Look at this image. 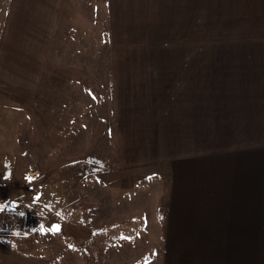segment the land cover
<instances>
[{"label": "crops", "instance_id": "0c3cea01", "mask_svg": "<svg viewBox=\"0 0 264 264\" xmlns=\"http://www.w3.org/2000/svg\"><path fill=\"white\" fill-rule=\"evenodd\" d=\"M74 1L7 0L0 28L1 91L26 81L13 78L29 68V53L42 54L44 84L52 78L47 71H59L51 58L63 50L65 36L76 32ZM114 1L92 0V12L88 6L89 14L81 13L88 35L97 36L99 24L101 38L103 30L108 38L114 71V85L105 88L111 162L122 169L154 168L156 177L162 176L156 167L170 169L175 185L170 188L163 178L166 188L148 194L159 199L164 245L185 247L172 251L171 264H264V63L213 62L219 71L213 77L224 83L208 84L210 63L187 58L193 54L195 0H127L116 10ZM99 2L105 18L98 15ZM206 3L224 20H263L255 15L264 13L256 8L264 0H206L197 8L202 12ZM133 13L141 14L140 30ZM155 13L171 25L154 23ZM16 90L17 104L26 106L29 94L26 100L23 89ZM180 253L185 256L177 258Z\"/></svg>", "mask_w": 264, "mask_h": 264}, {"label": "rangeland", "instance_id": "374dc122", "mask_svg": "<svg viewBox=\"0 0 264 264\" xmlns=\"http://www.w3.org/2000/svg\"><path fill=\"white\" fill-rule=\"evenodd\" d=\"M205 1L195 0L193 54L187 58L210 63L207 83H224L213 77L219 72L213 62L264 63V50L257 53L253 47L264 45V37H257L264 34V13L255 15L261 21L246 20L248 15L224 20L221 11L210 13L207 3L202 12L197 8ZM74 2L76 20L71 22L76 32L65 36L63 50L51 58L59 71H47L52 78L44 84L38 61L42 54L29 53V68L13 78L18 82L25 76L26 81L7 86L9 92L0 90L5 100L0 102V203L6 204L0 209V264H171L172 251L185 247L164 245L160 238H165L167 227L160 222L159 199L148 194L166 188L163 178L174 186L171 171L156 167L162 173L156 177L154 168L122 169L111 162L114 141L105 88L114 85V71L109 67L108 38L104 30L101 38L99 24L97 36L88 35L87 24L81 22L82 12H92V0ZM126 2L115 0L113 6L116 10ZM6 5L7 0H0V28L7 20L3 22ZM98 6L99 17L105 18V5ZM256 8L264 11V6ZM133 15L140 30L141 14ZM165 20L155 13L154 23L169 27ZM219 66L220 73L227 72L225 64ZM16 89H23L20 94L26 100L29 94L26 106L17 104ZM36 193L41 194L38 201ZM146 198L156 203L149 205ZM57 223L59 231H40L41 225L51 229Z\"/></svg>", "mask_w": 264, "mask_h": 264}, {"label": "snow or ice", "instance_id": "6c2138e0", "mask_svg": "<svg viewBox=\"0 0 264 264\" xmlns=\"http://www.w3.org/2000/svg\"><path fill=\"white\" fill-rule=\"evenodd\" d=\"M9 177H10V174H9V175H6V176H5V179H7V178H9ZM27 179H28L29 181H31V180L34 179V177H32V176H28ZM40 195H41L40 193H36L35 196H34V199H35L36 201H38L39 198H40ZM5 206H6L5 203H0V209H3ZM10 207L13 208V209H15V207H16V202H15V201H12ZM21 215H23V213H21ZM60 227H61V226H60L59 223L53 225V227H52L51 229H47V228H45L43 225H41L40 231H42V232H46V231H53V232H56V231H59ZM17 234L19 235V234H21V233H17Z\"/></svg>", "mask_w": 264, "mask_h": 264}, {"label": "clouds", "instance_id": "9594fccd", "mask_svg": "<svg viewBox=\"0 0 264 264\" xmlns=\"http://www.w3.org/2000/svg\"><path fill=\"white\" fill-rule=\"evenodd\" d=\"M3 221H0V223H2Z\"/></svg>", "mask_w": 264, "mask_h": 264}]
</instances>
